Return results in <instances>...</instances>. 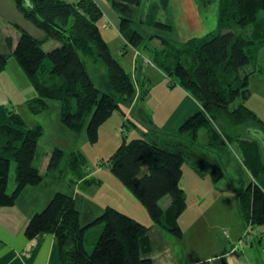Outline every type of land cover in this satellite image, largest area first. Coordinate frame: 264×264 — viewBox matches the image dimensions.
Wrapping results in <instances>:
<instances>
[{
    "label": "trees",
    "instance_id": "trees-1",
    "mask_svg": "<svg viewBox=\"0 0 264 264\" xmlns=\"http://www.w3.org/2000/svg\"><path fill=\"white\" fill-rule=\"evenodd\" d=\"M14 2L22 15L42 30L43 36L19 28L15 45L7 43L12 46L11 52H0V71L8 57L14 56L37 92L27 101L30 109L38 112L47 106V99H59L62 122L75 133L85 128L88 139L94 142L99 126L114 111L126 113L122 106L132 104L137 89L136 79L112 57L100 31L101 7L95 0ZM140 2L110 0L118 14L119 31L133 46L143 36L132 28V20L126 14ZM218 4L215 33H208L209 37L203 39L191 37L177 47L167 49L172 46L169 43L167 48L153 49L157 67L174 76L175 83L200 104V109L176 130L186 135L188 144L177 142L170 148L157 141L132 138L123 141L108 159L111 172L140 200L152 221L177 237L182 236L179 216L187 206L180 184L183 163L188 162L200 176L209 172L215 182L222 177L220 168L210 166L207 152L192 146L197 143L201 128L206 130L208 148L223 149L226 142L236 140L242 161L252 175V180L238 192V211L246 226L264 224V121L244 102L250 94L249 79L254 68L242 71L253 65L264 47V0H218ZM248 26L249 32L245 33ZM49 39L57 44L46 51L42 44ZM84 57L105 66L106 89L96 86ZM222 123L231 131L222 129ZM41 133L40 124L28 127L20 113L0 103L1 206L13 205L27 185L41 182L43 174L33 165ZM63 153L60 148L53 150L47 173L58 165ZM11 161L15 164L14 187L8 193ZM85 161L78 151L72 163ZM166 195L169 202L162 206L160 201ZM77 202L73 192L55 191L43 209L31 215L25 235L32 238L40 232L54 234L62 264H153L148 256L147 225L111 205L82 224ZM96 223H103V228L93 249L88 251L85 232Z\"/></svg>",
    "mask_w": 264,
    "mask_h": 264
},
{
    "label": "rangeland",
    "instance_id": "rangeland-1",
    "mask_svg": "<svg viewBox=\"0 0 264 264\" xmlns=\"http://www.w3.org/2000/svg\"><path fill=\"white\" fill-rule=\"evenodd\" d=\"M218 7V0H141L139 5L133 6L126 14L132 20V28L142 33L143 36V40L136 46L127 42L126 38L120 34L119 27L117 29L112 24L110 25L105 16L100 18V31L103 37L109 41L112 57L119 61L124 69L136 79L137 99L130 107V111L128 106H122L128 119L118 111H114L99 126L97 139L94 142L88 139L85 128L75 133L62 122L59 99H47V106L44 109L33 112L27 101L36 96L37 92L14 56L8 57L4 69L0 71V103L13 107L21 114L28 127L36 124H40L42 127L33 165L43 174V178L37 185L25 187L17 199L16 209L9 211V213L14 212L11 214L12 219L19 221L24 217L21 214L25 213L28 216V213L33 214L34 211L42 210L55 191H63L74 192L77 195V207L80 211L82 224L99 215L100 209L105 203L116 207L123 213L132 215L147 226L151 223V218L144 205L111 172L108 159L123 141H129L132 138L157 141L159 145L170 148H173L172 145L177 142L188 144L185 134L177 133L176 129L161 128L168 113L170 114L171 109L173 112L181 101L182 95L177 88L175 89V86L178 87V85L174 86L177 79L174 76H168L157 67L153 49L167 48L169 43L172 46L167 49L173 46L177 47L194 36L201 39L209 37L208 33H215L217 30ZM147 15H150V18ZM159 22L168 24L170 27L161 25ZM237 29L242 31L240 28ZM249 29L248 26L244 30L245 33H248ZM162 40L168 41V43L162 42ZM56 44L55 40L49 39L42 44V47L47 51L55 47ZM121 50L124 53H121ZM84 60L88 73L96 86L106 89L108 82L105 84V66L100 62L92 61L91 58L84 57ZM252 68L257 69L256 74L260 78V86L264 88V53L260 59L254 61L252 66L247 65L242 68V71ZM171 84L173 86H170ZM254 96L255 98L247 100L246 103L249 107L259 111L264 121V93L257 91ZM220 127L222 129L226 127L231 131L230 126H226L224 123L220 124ZM206 141V130L201 128L196 139L197 143L192 146L198 151L207 152L211 159L210 166L220 168L221 179L213 181L209 172L205 174L206 179H201L205 176L201 177L196 174L185 161L182 165L183 177L180 182L187 190L188 203L197 202L199 186H202L200 189L205 193L204 206L202 204L200 209L196 207L194 212V214L198 212L201 215V222L205 227H201L196 235L187 230L184 236L188 239L187 243L190 246L188 254L194 256L213 252L214 239L218 241L215 248L218 249L221 246L219 243L221 239L216 233L219 223L226 222L228 229L231 224L241 223L237 195L246 183L252 180V175L242 161L235 139L226 142L223 149L208 148L205 145ZM55 148L62 149L64 153L58 165L48 170L47 173V161ZM78 151L86 160L79 165L72 163L74 154ZM14 174L15 164L11 161L6 189L8 193L14 187ZM82 176L87 180L94 179V181L83 188L84 182H77V179ZM221 185L224 186L222 194L216 191V187H221ZM169 199L168 195L164 196L160 204L167 205ZM205 215H208L209 221L205 219ZM196 218L194 217L193 220ZM189 225L197 226L194 222ZM102 228L103 223H96L87 228L84 245L88 251L93 249ZM212 228L213 231L210 232ZM250 228L251 226H249V234L252 235ZM224 232L226 234V230ZM244 239L243 235L236 244H243L240 242H244Z\"/></svg>",
    "mask_w": 264,
    "mask_h": 264
},
{
    "label": "crops",
    "instance_id": "crops-1",
    "mask_svg": "<svg viewBox=\"0 0 264 264\" xmlns=\"http://www.w3.org/2000/svg\"><path fill=\"white\" fill-rule=\"evenodd\" d=\"M95 1L101 7L103 12L102 16H105L106 21H108L110 25L112 24L118 29V14L111 7L110 0ZM195 13L197 12L195 11ZM19 28L25 29L27 32L31 33L34 36H43L42 30L37 28L22 15V13L16 7L14 0H0V52H11L12 46L15 45L17 37L19 35ZM120 37L123 40L122 36ZM9 38H11V40ZM10 41L12 45L11 47L7 44ZM106 42L109 46V41L106 40ZM120 52L124 53V51L122 50ZM263 53L264 47H262L258 51L256 59H260ZM256 72L257 69L254 68V72L249 79V86L252 88L249 87L250 94L244 100L246 105L247 100L255 98L254 95L257 91L264 93V88L260 86V78L257 77ZM175 85H178V87ZM174 86L175 89L177 88L180 91L182 99L177 104L174 111L172 112L171 109L170 114L168 113L164 124L161 127L162 129L165 128L167 130H177V128L184 122L187 117L200 109L199 102L189 92L184 90L177 83L174 84ZM136 99L137 97H135V99L132 101V104L128 106L129 111L130 107L133 106ZM251 109L254 110L257 115L259 114L258 116L262 119L259 111H257L255 108ZM124 117L128 119L127 113L124 114ZM204 176H201L204 177L201 179H206V175ZM79 181L80 183L84 182L83 188H85L89 183H92L94 179L87 180L82 176L80 177V179H77V182ZM182 187L185 190L187 196L186 209L179 216L182 236H175L170 231L162 228L158 224H155L152 219L151 223H149L148 225V235L150 241V251L148 253V256L152 259L153 264H264V224L252 225L250 228V233H252V235L249 234L248 236H245L244 230L247 228V226L245 225L241 217V223L231 224L229 229L227 228L228 224L226 222L219 223V225L216 227L217 236L222 240H219L221 246H219L218 249L215 248V245L218 243V241L214 239L213 252L205 253L202 255L198 254L196 256L189 255L188 252L190 246H188L187 243L188 239H186V237L184 236L187 230H190V232L196 235L201 227H205L204 223L202 225L201 215H199L198 212V216L197 214H194L196 207L200 209L202 208V204L204 206L205 193L204 190L200 189L202 186H199V191L197 193V202L188 203L187 190L185 189L184 185ZM216 191L222 194L224 192V186H217ZM17 202L18 200L13 205L8 206L0 205V264H62L59 259L58 242L54 234L49 232H40L32 238H28L25 235L24 229L26 226V222L28 218L31 217L32 213H28L27 216L23 212L24 214L21 215H23L24 217L19 221L11 218V214L14 212L9 213V211H14L16 209L15 207L16 205H18ZM47 202L45 203V205L47 204ZM107 205L109 204H104L102 209H100L101 212ZM191 216L197 218L195 220H193L194 217L188 218ZM204 217L206 220H210L208 218V215H205ZM191 222H194L197 226L189 225L191 224ZM224 230H226V234ZM211 231H213V228L210 229V232ZM243 235L245 236L244 242H240L243 244H240L238 242V244L240 245H237L236 242L240 241V238ZM192 238L195 239L194 237ZM192 238H190L191 241H193Z\"/></svg>",
    "mask_w": 264,
    "mask_h": 264
},
{
    "label": "built area",
    "instance_id": "built-area-1",
    "mask_svg": "<svg viewBox=\"0 0 264 264\" xmlns=\"http://www.w3.org/2000/svg\"><path fill=\"white\" fill-rule=\"evenodd\" d=\"M249 226H251V225H248L247 228L244 231V235L245 236H248L249 235Z\"/></svg>",
    "mask_w": 264,
    "mask_h": 264
}]
</instances>
